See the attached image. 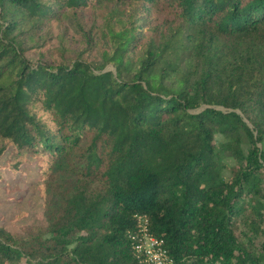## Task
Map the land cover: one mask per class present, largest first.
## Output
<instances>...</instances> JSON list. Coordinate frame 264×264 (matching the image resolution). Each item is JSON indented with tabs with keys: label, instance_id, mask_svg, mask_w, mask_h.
<instances>
[{
	"label": "trees",
	"instance_id": "1",
	"mask_svg": "<svg viewBox=\"0 0 264 264\" xmlns=\"http://www.w3.org/2000/svg\"><path fill=\"white\" fill-rule=\"evenodd\" d=\"M5 155L46 221L0 264H141L135 214L175 264H264V0H0Z\"/></svg>",
	"mask_w": 264,
	"mask_h": 264
},
{
	"label": "rangeland",
	"instance_id": "2",
	"mask_svg": "<svg viewBox=\"0 0 264 264\" xmlns=\"http://www.w3.org/2000/svg\"><path fill=\"white\" fill-rule=\"evenodd\" d=\"M55 29L59 27L55 25ZM217 138L222 140L220 135ZM0 163H6V155L0 157ZM36 177V165L32 163L21 178L5 174L6 182H0V224L17 231L26 224L45 223L42 200L35 190Z\"/></svg>",
	"mask_w": 264,
	"mask_h": 264
},
{
	"label": "built area",
	"instance_id": "3",
	"mask_svg": "<svg viewBox=\"0 0 264 264\" xmlns=\"http://www.w3.org/2000/svg\"><path fill=\"white\" fill-rule=\"evenodd\" d=\"M136 229L131 233L136 255L141 264H175L165 241L152 233L146 214H135Z\"/></svg>",
	"mask_w": 264,
	"mask_h": 264
}]
</instances>
